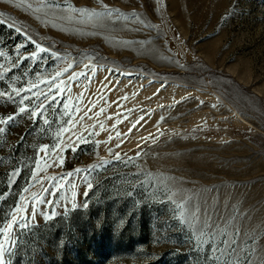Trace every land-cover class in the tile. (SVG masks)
I'll list each match as a JSON object with an SVG mask.
<instances>
[{
  "label": "rangeland",
  "instance_id": "rangeland-1",
  "mask_svg": "<svg viewBox=\"0 0 264 264\" xmlns=\"http://www.w3.org/2000/svg\"><path fill=\"white\" fill-rule=\"evenodd\" d=\"M0 19V228L27 224L4 264H264V0H0Z\"/></svg>",
  "mask_w": 264,
  "mask_h": 264
},
{
  "label": "snow or ice",
  "instance_id": "snow-or-ice-1",
  "mask_svg": "<svg viewBox=\"0 0 264 264\" xmlns=\"http://www.w3.org/2000/svg\"><path fill=\"white\" fill-rule=\"evenodd\" d=\"M105 7H107V6H105ZM4 23H5V21L3 19H0V24H4ZM17 31H20V30L17 29ZM36 47L39 49L40 52H45L46 51V49L43 48L42 46H40L39 44H37ZM17 51H19V49H17ZM0 55H2V53H0ZM84 75H85V78H88L87 73H85ZM93 75H94V73H93ZM48 86H49L50 89L52 88V84L51 83H49ZM57 90H59L61 92V94H62L63 90L59 89L58 86H57ZM31 91H32V89H30V88L13 89V92L15 93V96L16 97H20V99H19V104L20 105H24L25 101L29 99V97L27 95H23L22 96L21 93L22 92L27 93V92H31ZM35 95L36 96H40L41 93L40 92H36ZM52 95H53V98H55V92H53ZM3 96H8V98L10 100L12 99V96L10 94H8L6 92H0V97H3ZM44 98L47 99L48 95L45 94ZM123 99H127V97H123ZM13 103H15V101H13ZM201 103H203V102H201ZM65 107H67V105H65ZM212 107H216V105H212ZM103 111L104 110L101 109V112H103ZM18 112L19 113L28 112L29 113V117L31 119H35V118L41 117L43 115V107H41L40 105H37L36 109L29 110V108L27 106H21V107L18 108ZM15 119H16V114L15 113L14 114H9L7 116L0 117V125H8L10 122H13ZM44 122L47 123V118L46 117L44 118ZM119 122L120 121H118V123ZM101 128L103 129V125H101ZM4 132H6V128L0 127V133H4ZM119 137H120V133L117 132V138H119ZM109 139H111V137ZM42 151H43V149H42ZM117 159H119V157H117ZM13 176H15V173H13ZM88 187L91 188V184H89ZM17 211H21V209L17 208ZM23 211L25 212V214L27 213L26 209H24ZM34 215H35V210H33V218H34ZM50 215L54 216L55 213H51ZM14 226L27 227V224L24 221H19L18 222L16 220V218L14 217L9 223L6 224L5 227L0 228V235H4V238L8 240L9 245L11 244V240H12V237H11L10 234H11V231H12ZM3 253H4V245L2 243H0V264H4Z\"/></svg>",
  "mask_w": 264,
  "mask_h": 264
}]
</instances>
